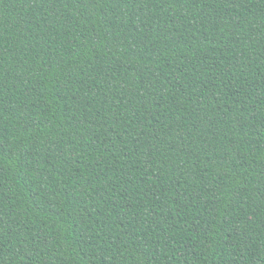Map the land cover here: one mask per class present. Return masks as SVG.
Instances as JSON below:
<instances>
[{
	"label": "trees",
	"instance_id": "1",
	"mask_svg": "<svg viewBox=\"0 0 264 264\" xmlns=\"http://www.w3.org/2000/svg\"><path fill=\"white\" fill-rule=\"evenodd\" d=\"M0 264H264V0H0Z\"/></svg>",
	"mask_w": 264,
	"mask_h": 264
}]
</instances>
